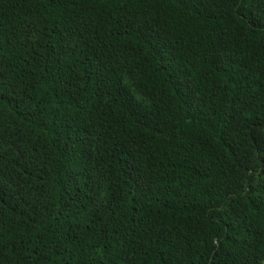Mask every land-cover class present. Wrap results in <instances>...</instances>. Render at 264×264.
I'll return each mask as SVG.
<instances>
[{"label":"trees","instance_id":"16d2710c","mask_svg":"<svg viewBox=\"0 0 264 264\" xmlns=\"http://www.w3.org/2000/svg\"><path fill=\"white\" fill-rule=\"evenodd\" d=\"M0 264H264V0H0Z\"/></svg>","mask_w":264,"mask_h":264}]
</instances>
